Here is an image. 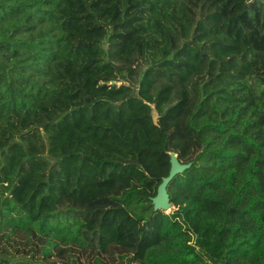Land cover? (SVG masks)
<instances>
[{
	"label": "trees",
	"instance_id": "1",
	"mask_svg": "<svg viewBox=\"0 0 264 264\" xmlns=\"http://www.w3.org/2000/svg\"><path fill=\"white\" fill-rule=\"evenodd\" d=\"M0 264H264V0H0Z\"/></svg>",
	"mask_w": 264,
	"mask_h": 264
},
{
	"label": "water",
	"instance_id": "2",
	"mask_svg": "<svg viewBox=\"0 0 264 264\" xmlns=\"http://www.w3.org/2000/svg\"><path fill=\"white\" fill-rule=\"evenodd\" d=\"M174 160V159H173ZM187 166L180 165L176 160L172 161L170 158V170L168 176L162 179L161 183L158 185L156 189V194L151 198V203L154 211H163L165 213L166 210L172 208L171 203L169 202V197L166 192V187L171 179L181 173Z\"/></svg>",
	"mask_w": 264,
	"mask_h": 264
},
{
	"label": "rangeland",
	"instance_id": "3",
	"mask_svg": "<svg viewBox=\"0 0 264 264\" xmlns=\"http://www.w3.org/2000/svg\"><path fill=\"white\" fill-rule=\"evenodd\" d=\"M150 107H151V112H152V118H153V121H154V122H157V120H158V118H159V115H158L157 111L155 110L153 104H151ZM170 158L172 159V161H173V159H174V160H176V161L179 163V161L177 160V154H176V153L171 152V153H170ZM172 209H173V208H171V209H169V210H166L165 213H170V212L172 211Z\"/></svg>",
	"mask_w": 264,
	"mask_h": 264
},
{
	"label": "bare ground",
	"instance_id": "4",
	"mask_svg": "<svg viewBox=\"0 0 264 264\" xmlns=\"http://www.w3.org/2000/svg\"><path fill=\"white\" fill-rule=\"evenodd\" d=\"M174 161V160H173Z\"/></svg>",
	"mask_w": 264,
	"mask_h": 264
}]
</instances>
